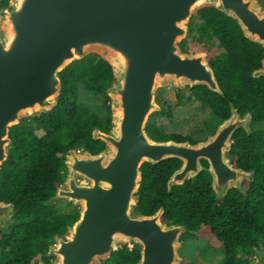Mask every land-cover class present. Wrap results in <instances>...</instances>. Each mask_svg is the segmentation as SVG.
<instances>
[{"label":"water","instance_id":"obj_1","mask_svg":"<svg viewBox=\"0 0 264 264\" xmlns=\"http://www.w3.org/2000/svg\"><path fill=\"white\" fill-rule=\"evenodd\" d=\"M214 8L233 19L245 39L264 50V7L258 0H9L0 4V169L8 159L9 131L32 114H48L61 94L59 74L72 62L94 54L109 64L113 78L108 132L92 129L104 148L96 154L66 152L67 175L46 207L64 200L79 218L48 245L42 264H103L120 248L137 250L135 264H180L186 226L162 223L163 207L150 216L137 206L141 166L177 159L181 165L167 191L202 171L211 178L216 200L230 189L245 195L254 170L227 161L235 131L252 133L250 113L241 116L229 104V117L205 141L157 142L146 132L159 86H205L222 95L205 53L181 48L191 17ZM264 77V68L252 72ZM207 163V167L202 165ZM17 209L0 201V232ZM249 264H264V247L252 251Z\"/></svg>","mask_w":264,"mask_h":264},{"label":"trees","instance_id":"obj_2","mask_svg":"<svg viewBox=\"0 0 264 264\" xmlns=\"http://www.w3.org/2000/svg\"><path fill=\"white\" fill-rule=\"evenodd\" d=\"M9 0H0L6 8ZM264 7V0H260ZM189 40L210 53L212 68L222 95L205 86L188 88L191 98L208 108L219 125L230 114L229 104L241 116L250 113L252 133L239 129L232 137L228 157L237 168H256V178L245 185V195L229 191L216 200L209 186L210 178L202 171L192 180L167 191V181L180 167L177 159H167L141 166L138 189V212L144 216L164 211L162 223L186 226L191 237H200L219 253L223 264H247L250 250L264 246V77L253 78L252 72L264 68V50L245 39L237 23L214 8H203L188 24V33L181 42L184 52L190 51ZM113 74L108 63L96 55L72 62L59 74L61 94L57 105L48 114L24 119L11 127L8 159L0 169V201L17 209L8 232H0V264H38L55 235H62L79 218L77 208L61 213L55 206L41 204L55 194L64 180L66 152L82 150L96 154L104 148L92 139V129L108 132L111 112L105 95ZM79 90L106 101L104 119L77 101ZM171 107L167 116L171 117ZM152 115L149 117V119ZM33 122L42 132L35 135L27 124ZM146 132L151 136L148 123ZM163 140L190 141L188 137L169 135ZM206 167V163L202 161ZM114 264H135L137 250L122 248L113 255Z\"/></svg>","mask_w":264,"mask_h":264},{"label":"rangeland","instance_id":"obj_3","mask_svg":"<svg viewBox=\"0 0 264 264\" xmlns=\"http://www.w3.org/2000/svg\"><path fill=\"white\" fill-rule=\"evenodd\" d=\"M258 2L260 3V0H258ZM189 47L190 54L205 53L206 60L207 57L211 58L215 55L213 50L210 53L205 52L203 49L196 46L192 40H189ZM77 101L87 107L91 112L97 114L100 119L105 118L107 111L105 98L99 96L93 97L87 92L79 90ZM154 101L161 108L159 112L151 114L152 117L147 121L151 132V136H148L154 141L161 142L165 141L163 139L169 135H178L181 137H188L190 141L197 143L205 141L214 133L216 127L218 126L217 122L212 119L209 109L201 106L198 102L191 98L187 86L181 90L170 86H159L155 90ZM107 106L110 108V100L107 102ZM168 107L172 108L170 118L167 116ZM39 115L41 114H32L27 119H31ZM27 127L32 129L38 137L42 136V132L35 127L32 121L27 124ZM227 161L231 165L228 155ZM54 206L55 209L61 213H68L72 211V208H76L64 200L58 201ZM11 223L12 220L8 221L1 232H8ZM127 249L130 250V248ZM252 251L251 255L248 256L250 257L249 261L250 259H255ZM178 254L182 259L180 264L223 263V257L219 253L214 252L212 250V245H209L206 240L200 237H183L181 239V248L178 250ZM112 255L106 259L103 264H114ZM44 261L45 260L39 262L38 264H42Z\"/></svg>","mask_w":264,"mask_h":264},{"label":"flooded vegetation","instance_id":"obj_4","mask_svg":"<svg viewBox=\"0 0 264 264\" xmlns=\"http://www.w3.org/2000/svg\"><path fill=\"white\" fill-rule=\"evenodd\" d=\"M206 163V162H205ZM206 165H207V163H206ZM208 166V165H207ZM206 166V167H207ZM231 166L233 167V168H237V167H234L232 164H231ZM239 169H241V170H244V171H246V172H250V171H252V170H254V179L256 178V168H250V169H242V168H239ZM209 175V174H208ZM209 178H210V175H209ZM254 181V180H253ZM210 184H211V178H210V182H209V186H210ZM246 184H251V183H248V182H244L242 185H243V188L245 189V185ZM210 189H211V186H210ZM231 190H235V191H237L236 189H230L229 191H231ZM211 191H212V189H211ZM228 191V192H229ZM227 192V193H228ZM238 192V191H237ZM238 193H240V192H238ZM212 194H213V196H214V192L212 191ZM241 194V193H240ZM241 195H243V194H241ZM214 198H215V196H214ZM259 247H264L263 245H258V246H256V247H253L251 250H250V254H249V256L251 255V251L253 250V249H256V248H259ZM249 258L250 257H248L247 258V264H249ZM223 262H224V259H223ZM223 264V263H222Z\"/></svg>","mask_w":264,"mask_h":264},{"label":"built area","instance_id":"obj_5","mask_svg":"<svg viewBox=\"0 0 264 264\" xmlns=\"http://www.w3.org/2000/svg\"><path fill=\"white\" fill-rule=\"evenodd\" d=\"M76 152H77V153H80V152H82V150H77Z\"/></svg>","mask_w":264,"mask_h":264}]
</instances>
